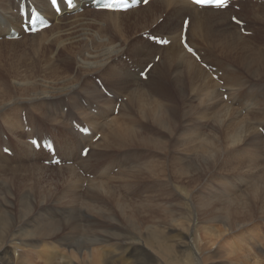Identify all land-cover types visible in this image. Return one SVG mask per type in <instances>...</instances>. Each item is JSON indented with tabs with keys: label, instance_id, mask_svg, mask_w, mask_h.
<instances>
[{
	"label": "bare ground",
	"instance_id": "bare-ground-1",
	"mask_svg": "<svg viewBox=\"0 0 264 264\" xmlns=\"http://www.w3.org/2000/svg\"><path fill=\"white\" fill-rule=\"evenodd\" d=\"M37 1L43 9H46L44 7L47 6L46 0ZM76 1L77 6L69 11L72 14L73 21L66 25H58L56 30H59V34L58 36L56 34L50 40L49 45L39 35L12 41L8 40V35L1 33L0 89L6 95L13 96L15 93L17 97L0 106V117L3 118L0 122L4 123L2 127L0 123V132L14 134L19 140L22 154L24 156L32 155L36 161H41L40 157L44 158L45 153H36L33 149L34 154L28 152V145L30 144L26 138L24 140V137L28 138L31 133L24 132L21 119L23 109L28 112L27 117L33 125V131L50 128L51 133L54 134L51 122L58 127V138L61 141H63L61 138L68 141L69 136L77 134L75 131L70 130L64 118L82 117L94 129V136L97 135L95 134L97 132L102 133L98 143L93 145L94 150H99L97 152L98 157L102 155L103 149L115 150L114 148L118 146L121 148L132 146L147 148L149 146L150 148L151 143L143 139L145 133L142 131H148L150 123H155L160 128L159 139L155 140L154 138L155 143L152 144V147L156 149H152L156 159L146 162L149 154L139 155V158L135 160L137 163L120 168L114 174L111 182L114 179L124 184L126 182L133 183L135 180L140 182L139 180L142 178L151 179L152 182L154 180L159 191L168 189L170 204L163 208L143 202L141 211L144 216L139 222H132L128 225L130 235L118 236L116 239L110 240H115L117 244L126 246L128 241L138 233L142 237V243L150 245L151 248H157L154 245L153 238L156 239V243L161 245V249L174 262L173 264H197L194 250L191 252L187 250L190 245L187 239L192 224L190 223L187 229L179 231V234H176L174 238L173 233L176 232L175 224L178 218L173 222L172 227L169 221H160V217H162V214H169L171 220H174L175 215L178 217L181 211V207L178 206L182 187L181 182L192 188L186 198L191 195L194 199L197 194L195 185L198 182L201 184L208 183L206 180L208 179L206 175L208 168L210 170L209 182L220 181L221 188H216L218 195L224 193L226 188L232 185L233 188L237 189L239 197L246 194L253 201L256 200V204L264 200L263 146L260 133L254 126L255 122H264V117H258V111L248 113V111L241 109L242 106L236 107L237 102L244 101L246 98L251 105L264 103V97L260 96V92H264L262 90L243 91L240 88L228 87L215 91L217 84L205 71V78L212 85V88L208 90L210 96L202 99L200 104L195 107L197 123L190 122V126L182 132L184 125L183 120L182 122L179 121V117L192 119L191 113L194 112V107L189 103H185L181 108H175L164 101L152 102L153 95L146 94L147 91L154 93L155 90L140 87L142 85L139 86L134 80L135 73L132 71L131 73L124 66L115 65L114 61L123 58L124 53L131 54L134 60L137 56L145 53L154 54V58L159 55L162 63L169 62L168 64L173 65L180 62L184 68H188L191 63H196L195 57L181 43L183 18L188 16L191 17V20L187 26L186 36L188 43L194 48V41L200 43L217 42L221 45L222 51L228 53L235 61L239 60L244 54L247 59L244 62L246 64L250 59L249 56L252 57L255 54L253 51L255 44L247 42L249 38L237 33L234 29V25L230 23L231 9L222 12L211 9L200 11L185 0H154L146 6L119 13L96 10L91 6L87 7L86 3L91 2V0ZM137 4L140 5V2L137 1ZM240 6L249 9V15H246L242 10H238V14L235 12L236 16L248 22L247 29L254 32L256 30L253 23V14L258 16L264 28V4L259 5L247 0L246 3L244 1L240 2ZM5 7L6 0H0V16L2 8ZM80 7L83 11L79 10ZM162 17H166V21L163 22L161 27H156ZM175 17L182 20L181 25L180 22L178 24V29L172 23ZM149 27L153 28L152 34L168 36L171 40L170 44H156L151 33L145 40L138 34L133 40L132 36L134 34L140 33ZM227 33H229L228 36ZM247 45L250 46L246 47ZM259 47L261 49L257 50L255 55L264 59V46L260 45ZM208 48L211 55L214 47L208 45ZM238 48L243 51H239ZM197 55L201 57L200 53ZM53 58H57L58 62L55 63ZM261 59L257 63H260ZM131 66L134 67V64H131ZM159 66V64L154 63L155 71ZM91 74L100 76L110 87L111 93H114L112 99L105 97L100 92L98 82L93 83L91 78L85 79L86 75ZM193 74L196 75V72H193ZM262 74L264 75V62H261L257 67L254 76H249L257 78L262 77ZM239 80L241 79H238L236 75L235 81L240 84V87H245V84ZM234 85H236L235 82ZM252 86L256 87L255 83ZM78 89L83 91V96L90 103V107L100 101L104 104L105 107L98 104L100 117L90 113L86 108L83 109L84 107L79 101V95L76 96V90ZM115 89H120L121 94L119 91L115 92ZM127 89L130 91L126 92ZM227 93L230 95L229 107L219 99L221 94ZM69 95L71 97L66 101L64 97ZM129 95V100H127L126 98ZM125 99L128 102L122 104L121 100ZM66 103L69 105L68 112L63 113L61 106ZM118 103H120L119 106H117ZM239 104L244 105L243 102ZM114 106L119 108V114L111 117L108 113L110 109L113 111ZM186 107H188L187 110L184 109ZM9 111H12L14 115L17 114L12 117V113H8ZM212 118L214 122L208 129L209 125L206 123ZM180 124H182V127H180ZM238 125V129H235ZM136 137L140 140L134 141ZM163 139H169L168 148H166ZM65 147H67L66 143ZM93 153L94 151L91 153L90 150L89 157ZM190 156H193V161L186 169ZM129 160L126 158L122 161L128 162ZM182 161L186 162L182 163ZM223 170H227L231 174L219 173ZM235 173L237 174L235 175ZM0 174L10 177V182L2 181V187H0V194H3L0 204V228L4 229L10 227L9 210L6 204V202L8 203L7 196L13 191L19 193L24 182L18 180L19 174L15 166L6 164L0 167ZM60 176L63 178L68 177L65 173L64 175L60 174ZM235 178L236 181L233 182ZM23 180H27V175L24 176ZM76 182L77 186L81 187L82 178L78 174ZM243 185L248 187L243 193H240ZM113 188L112 183L92 181L88 184L83 196L93 201L96 207L101 209L106 207L107 210H112L114 205L109 199L112 198L109 195L113 196L115 194L112 193ZM18 197L26 205H30L32 201V198L24 195L22 191ZM158 197L159 200L162 199L160 193ZM75 201L73 200V202ZM153 202L155 203V199ZM61 203L64 204L62 201ZM219 203L223 204L222 201H219ZM47 204L48 200L42 202L43 207ZM111 205L112 207H110ZM210 209L211 212L218 210L217 207H210ZM195 211L200 215L207 214L209 210L195 209ZM67 212V208L62 207L57 212L50 213L54 218H49L51 221L39 224L35 230L37 232L53 231L56 233L54 235H58V232L62 229L69 227L73 234L78 235L80 231L84 230L81 223L84 216H86V222L93 221V212L88 209L84 210L80 205L73 208L69 217L66 216ZM263 217L264 211L260 212L257 218L262 221ZM152 218L159 221L151 223V220H154ZM197 220L194 223L198 234L195 250L198 252L202 264H264V257L255 252L258 248L264 250V241L260 237L261 235L257 236L256 230L251 232L246 227L244 228L247 229L246 232L241 229L239 239L231 242L230 238L233 235L230 232L227 233L229 229L216 228L212 223L208 227L201 226L198 225ZM148 221H151V225L146 224ZM200 221L205 222L202 218ZM99 224L102 226L107 225L106 222H100ZM152 233L154 234L151 236ZM134 234L136 235L134 236ZM28 235L32 236V234ZM21 241L25 240L21 239ZM63 242L66 244L68 239L63 237ZM239 242H243V248L242 246L237 247ZM86 244V242L79 244V251L84 248L85 251L90 250L93 245L97 244V240H93L89 247ZM19 251L18 248L11 247V258L3 261V264H14V261L20 257ZM110 251L115 253L114 250L106 249H103L102 253L101 250L93 252L94 259L91 263L77 262L56 248L52 251L44 249L39 253H32V255L34 260H40L44 264H103L104 258L110 255ZM31 252L33 251H23V258L29 261V253ZM148 253L149 264H165L152 251ZM124 254L126 252L123 250L120 259L124 257ZM0 255L2 254L0 253ZM131 263L137 264L133 261ZM168 264H170L169 260Z\"/></svg>",
	"mask_w": 264,
	"mask_h": 264
},
{
	"label": "rangeland",
	"instance_id": "rangeland-1",
	"mask_svg": "<svg viewBox=\"0 0 264 264\" xmlns=\"http://www.w3.org/2000/svg\"><path fill=\"white\" fill-rule=\"evenodd\" d=\"M246 2L247 0H244V3ZM241 10L246 15H249L248 8H244L241 6ZM252 17H253L254 27L256 29L255 35L253 37H248L249 39L247 42H249L250 44L253 43L255 44L253 51L256 54L257 50L261 49V47L259 46L260 45L264 46V28L260 22V19L256 14H253ZM238 18L243 20L241 17ZM184 19L185 18H183V20ZM164 21H166V17L163 18L162 21L159 20L158 24H156V27H161ZM179 22L181 25L182 20L178 17H175L172 20L173 25H176L177 29ZM238 28L234 26V29L237 31V33H240ZM152 29H153L152 27H149L140 33L138 32L134 34L132 36L133 40H135V36L137 34L145 40L148 37L149 33L152 32ZM246 30H250V29H247L246 27ZM228 34L229 33H227L226 35L228 36ZM208 45L214 47L211 55L209 53ZM194 46H195V50L201 55V57L197 55V58L200 59V61L195 58L196 63L194 64L191 63L188 68H184L180 62H176L173 65L168 64L169 62L162 63L160 56L158 60L154 59V54L143 53L137 56L136 59L134 60L131 54L124 53V56L129 58L130 64H134V68L137 67L144 68L148 62H153V66L151 67L148 77L141 76L142 78H140L135 73V79H134L139 86L142 85L140 87L147 90L149 89L155 90L154 93H149V91H147L146 94V95H150V94L153 95L152 102L164 101L167 104L169 103L170 105L174 106L175 108H181V106L184 105L185 103H189L194 107V112L191 113V116L193 117V118L191 117L192 119H188V118L182 119V116L179 117V121L182 122L183 120L182 123L184 127L182 129V132H184L190 126V122H193V124L197 123L198 120L195 118L196 116L195 107H197L200 104L202 99L209 98L210 96L208 90L212 88V85L205 78V71L207 75L214 82H216L217 85L215 87V91L225 87L233 88V89L242 88L234 85V81H232L229 76L220 73V71L222 70L221 68H227V70L232 71L234 76L237 75L238 79L239 78L241 79L239 80L241 83L243 84L249 83L247 86H249L251 83L252 84L255 83L256 87H253L252 90H262L264 92V75L262 74V77L259 76L257 78L253 77L255 75V72L257 71V67L260 65L261 62H264V59L262 57H259L254 54L255 56L254 55H252V57L249 56L250 58L249 61L246 64H244L245 60H247L244 54L241 56L239 60L235 61V59L231 57L228 53L222 51L221 45L217 42L200 43L198 41H194ZM248 46L250 45H247L246 47ZM242 49H244V47H242ZM242 49L238 48V50L241 52L243 51ZM230 53L232 54V52ZM260 59L261 62L257 63V61ZM53 61L55 63L58 62V61L56 62L54 58ZM115 61H114L115 65H118V62ZM200 62L208 64L209 66L213 67L214 70L211 71L209 67L206 68L205 70L201 66ZM154 63L160 65L159 68L156 70L158 71L157 73L154 69ZM193 72H196V75H194ZM249 75H253V76H249ZM88 78H90V75L89 76L86 75L85 79L87 80ZM252 90H243V91H252ZM127 91L130 90L127 89L126 92ZM228 93L221 94L219 96V99L229 107L228 100L230 98V95ZM79 94L83 95V91L78 89L76 90V96ZM260 96L264 97V93L260 92ZM16 97L17 95H15V93L13 96H9L6 95L3 90L0 89V106L7 104ZM69 97H71V95H69L66 98ZM129 97L130 95L126 99L129 100ZM126 99L121 100L122 101L121 103L122 104L127 103L128 101H126ZM242 102L244 103V105L239 104ZM98 104L101 107H105L101 101L98 102ZM119 104L120 103H118L117 106H119ZM237 106L238 107L242 106L241 109L243 111H248V113L258 111V117L261 118L264 117V103L251 105L249 104L246 98L244 101L237 102L236 107ZM117 109L119 110V108ZM184 109L187 110L188 107ZM166 112L168 113V111ZM8 113H12V117H14L17 114L16 113L14 115L12 111H9ZM132 113L134 114V112ZM80 118L83 119L82 117ZM2 119L3 118L1 116L0 117L1 122ZM213 122H214L213 118L207 121L206 124L209 125L208 129L210 128ZM50 124L54 128L56 145L60 153L63 155H66L67 150L70 148L74 149L76 154L79 155L80 147H82L83 145L85 146L84 143H86L90 139L88 137H82L78 134H73V136L68 137V141L64 140L63 138H61L63 140L61 141L60 138H58L59 136L58 127L52 124L51 122ZM3 125L4 123H1V127ZM254 126L261 135L264 134L263 133L264 131L262 132L260 130V126H264V122L261 123L255 122ZM68 127L72 131L69 125ZM180 127H182V124H180ZM238 127L239 125L236 126L235 129H238ZM159 131L160 128L155 123H150V127L148 131H142L145 133L143 139H146L148 140V142L151 143L150 145L151 149L149 148V146L147 147V145H145L147 148H141L140 146L121 148L120 146H118L114 148L115 150L103 149V153L101 155L102 157L101 156L98 157L97 152H99V150H94L95 147L93 146L94 148H91L90 150L91 153L93 151L94 153L90 157L88 154L87 159L82 160L81 164L83 166L85 165L84 168L85 167L87 168L93 162H99L104 157H106L108 158V161H112V166L119 170L120 168L126 167L129 164L137 163L135 160H137L139 158V155L143 153L149 154L148 157L146 158V162H148L151 159L155 160L156 158L153 155L154 153L153 150L156 149L152 147V144L155 143L156 139H159ZM9 135L10 138L8 139L2 138V136L0 135V167L6 164L13 167L14 166L17 167V173L19 174L18 180L23 181L24 185L22 189L19 191V193L13 191L10 195L7 196L8 203L6 202V204L9 210L10 227L9 228L6 227L4 229L0 228V253L2 254L0 255L1 257L0 264H3V261L11 258V253H10L11 247H16L20 250L19 251L20 257L14 261V264H44L40 260H34L32 253H39L44 249H49L50 251H52L54 248L64 253L65 255L73 258L75 261L84 262V263H91L94 259L93 252L97 250H101L102 253L103 249L115 251V253L113 251H110V255L104 258L103 264H132L131 263L132 261L136 262L137 264H149L150 262L149 253H148L149 251H152L156 255V257L165 264H168V260L170 261V264L174 263L171 259L167 257L166 253L161 249V245L159 243H156V239L154 238H153L154 245L157 248H151L149 247L150 245L143 244L142 237L138 233L137 235L134 234V236L135 235L136 236L131 238L126 246H121L120 244H117L115 240H110V239H116L118 236L130 235L129 234L130 229L128 225L132 222H139L140 219L144 216V213H142L141 211L143 202H148L153 206H157V207H163V208L167 207L170 204V195L168 193L167 188L164 189L165 191L163 190L159 191V188L155 185L154 180L152 182L151 179L142 178L139 180L140 182H138L137 180L133 181L134 184H137V186L134 187V191H133L134 195L124 196L122 193L117 192L116 188L114 187V182L119 181L114 179L112 181V185L114 187L112 193L114 192L115 194H113V196L109 195V197H112L109 199L111 200L114 207L112 210L111 209L107 210L106 207H102L103 209H101L99 207H96L93 201H91L87 197H84L83 194L80 192V187L77 186V182H76L77 173L75 172L73 167H60L57 169H52L48 167L47 164L45 163V159L47 156H45L44 158L40 157L41 161H36L32 155L24 156L22 154L21 148L19 147L20 146L19 140L16 138L14 134H9ZM25 138L27 139V137H24V140H26ZM154 138L155 140H153ZM261 139H262V146H264V138L261 137ZM138 140H140L138 137L134 139V141H138ZM163 141L165 142L166 148H168L169 139H163ZM3 142H7L12 145L14 151L16 152V156L14 158L7 157L4 153H2L1 144ZM65 143L67 144V147H65ZM96 143H98V141ZM28 152L30 154L32 153L34 154L31 145H28ZM262 153L264 154V147H262ZM120 154L121 156L119 157ZM192 157L193 156L189 157L190 161L187 164L186 169H188V165L193 161ZM126 158L130 160L128 162H123L122 160ZM185 162L186 161H182V163ZM263 162L264 161L262 160V164ZM216 164H218V162H216ZM138 165L141 166L140 164ZM31 166L33 167L30 168ZM23 168H28V169H23ZM62 169L63 171H61ZM223 171L219 173L231 174L230 172H227V170H223ZM64 173L65 175H68V177L63 178L60 176V174L64 175ZM236 174L237 173H235V175ZM26 175H27V180L24 181L23 178ZM206 175L208 176V179H206L208 183L201 184L200 182H198L195 185L197 194L194 199H192L191 195H189V197L186 198V196L190 193L192 188L189 187V185L181 182L182 187L180 189V197H179L180 201L178 199V203H179L178 206L181 207V211L180 214H178V217L175 215L174 220H171V216H168L169 214L166 215L162 214V217H160V221L162 222L169 221L170 224H172V227H173V222L178 218V221L175 224L176 232L175 234L173 233L174 238L176 237V234H179V231L183 229H187L188 225L190 223L192 224V227L189 232V237L187 239L190 244L187 250L190 252L194 250V256L197 264H202L200 260V256L198 252L195 250V244L197 241L198 234L194 223L197 220V216H198V220H197L198 225L208 227L209 225L213 224L215 225L214 227L216 228L229 229L227 233L230 232V234L233 235L230 238L231 242H234L237 239H239V234L241 233V229H244L246 227L251 232L253 230H256L257 232L255 233L257 234V236L261 235L260 237L264 241V217L262 221L260 218H257L259 216V213L264 211V200L256 204L257 201L256 200L253 201L246 194L239 197L237 189L233 188L232 185H229L224 193L218 195L216 188L220 187L219 185L220 181L215 180L214 182H209L210 181L209 168L206 170ZM2 181L10 182V177L0 174V187H2ZM235 181L236 178L233 182ZM118 183H120L121 186L125 188L124 183L122 182H118ZM31 187H32V191H31ZM247 187L248 186L243 185V187H241L240 193H243V191ZM21 191L24 195H28L32 198L30 205L24 204L18 197L20 196ZM159 193L161 194V198H162L161 200H159L158 197ZM2 196L3 194H0V204L2 201ZM157 197L158 200L156 199ZM154 199H155V203L154 202L152 203ZM45 200H48V204L43 207L42 202ZM73 200L76 201L73 202ZM61 201L64 203L63 205ZM219 201H222L223 204L219 203ZM76 205H80L84 208V210L88 209L92 211L94 214V217H92L93 218L92 222H86V216H84L81 219V223L84 226L83 227L84 230L80 231L78 235L73 234L69 227H65L64 229H62L60 232H58V235H54L56 233H54L53 231L37 232L35 230V228L39 224H42L44 222H49L51 221L49 218H54L53 216L50 215V213L57 212L62 207H65L68 210L66 216L69 217L71 211ZM110 207H112V205ZM210 207H217L218 210L215 212L214 211L211 212ZM195 209L204 210V211L209 210L208 211L209 213L207 212V214L205 213L198 215ZM212 217H216V218H212ZM201 218L205 222H201L200 221ZM152 219L154 220H151L152 221V222L150 221L151 223L159 221L158 219L155 218ZM100 222H106L107 225L102 226L99 224ZM150 222L148 221L146 224L151 225ZM244 231L247 232V229H244ZM28 234H32V236ZM153 234L154 233H152L151 236ZM63 237L68 239V242L66 244H64L63 242ZM21 239L25 241H21ZM95 239L97 240V244L93 245L90 250L88 249L87 251H85L84 248L82 249L84 251L82 250L79 251L78 249L79 244L86 242L87 243L86 246L89 247L92 241ZM177 239L179 240L180 238L178 237ZM242 245L243 242L237 243V247L238 246L241 247ZM111 246L112 248H110ZM27 250L33 251L29 253V261L23 258V251H27ZM123 250L126 252V254H124V257L120 259V255ZM255 252H257L262 257H264V250L262 248L260 249L258 248L257 250H255Z\"/></svg>",
	"mask_w": 264,
	"mask_h": 264
},
{
	"label": "snow or ice",
	"instance_id": "snow-or-ice-1",
	"mask_svg": "<svg viewBox=\"0 0 264 264\" xmlns=\"http://www.w3.org/2000/svg\"><path fill=\"white\" fill-rule=\"evenodd\" d=\"M121 2H122V0H113V3L106 4V5H104V7L112 8V7L118 6L119 3H121ZM194 2L196 4L215 3L217 5V7H225L226 6V0H194ZM52 3L53 4L57 3V0H52ZM145 3H147V0H145ZM160 43L167 44L168 41L162 39V40H160ZM189 51H191V49H189ZM157 59H158V57H157ZM149 67H151V66L149 65ZM85 131H87V129H85ZM83 151H84V154L87 155L89 150L88 149H84Z\"/></svg>",
	"mask_w": 264,
	"mask_h": 264
}]
</instances>
